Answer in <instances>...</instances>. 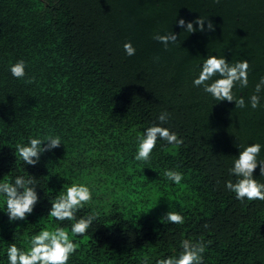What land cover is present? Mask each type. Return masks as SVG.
<instances>
[{"label":"trees","instance_id":"1","mask_svg":"<svg viewBox=\"0 0 264 264\" xmlns=\"http://www.w3.org/2000/svg\"><path fill=\"white\" fill-rule=\"evenodd\" d=\"M0 264H264V0H0Z\"/></svg>","mask_w":264,"mask_h":264}]
</instances>
